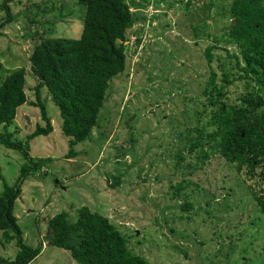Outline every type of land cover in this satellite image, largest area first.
<instances>
[{
	"label": "rangeland",
	"instance_id": "374dc122",
	"mask_svg": "<svg viewBox=\"0 0 264 264\" xmlns=\"http://www.w3.org/2000/svg\"><path fill=\"white\" fill-rule=\"evenodd\" d=\"M127 1L136 5L129 7L134 20L122 41L124 68L110 78L96 124L73 145L72 157L64 156L68 137L57 106L40 90L52 130L27 142L29 155L46 162L28 171L12 209L23 241L41 242L29 264H79L67 249L46 243L45 234L49 216L65 210L73 221L80 205L106 215L128 248L150 264H264V211L253 196L264 194V183L217 152L201 158L188 149L209 68L220 77L215 54L230 67L220 48L212 49L210 65L204 55L211 36H222L229 22L230 0ZM8 4L12 19L0 27V78L10 68L25 69L26 100L7 126L24 141L43 124L30 103L36 78L28 54L41 37L78 36L84 6L75 0ZM241 87L237 79L229 83V99ZM22 161L17 149L0 144V173L8 184ZM16 249L14 240L0 242L2 256L11 258Z\"/></svg>",
	"mask_w": 264,
	"mask_h": 264
},
{
	"label": "trees",
	"instance_id": "16d2710c",
	"mask_svg": "<svg viewBox=\"0 0 264 264\" xmlns=\"http://www.w3.org/2000/svg\"><path fill=\"white\" fill-rule=\"evenodd\" d=\"M8 1L0 3L5 14L0 27L12 19ZM75 1L84 6L78 36L41 37L28 54L29 68L36 78L30 103L38 108L43 124L36 123L24 141L14 137L7 126L16 107L26 100L25 69L23 66L10 68L0 78V144L17 149L23 157L12 184L0 173V242L14 240L17 246L11 258L0 255V264H29L41 249V242L31 246L23 241L12 211L23 178L30 169H39L46 162L44 157L29 155L27 142L52 130L45 103L40 98L41 88L46 89L57 106L60 130L68 137L64 156L72 157L73 145L86 138L96 124L110 78L124 68L122 41L134 20L129 7L136 3ZM227 14L229 22L223 27L222 36H211L204 55L210 65L212 49L220 48L230 67L220 54H215L220 77L211 66L197 101L196 135H192L188 149L194 147L201 158L208 152H217L238 170L256 172V180L264 183V0H230ZM220 40L233 43L235 48L218 44ZM234 79L241 81L242 87L229 99L227 85ZM253 196L264 211V194L259 192ZM46 225V243L67 249L79 264H150L144 256L128 248L125 235L106 215L86 205L77 207L73 221L68 220L65 210H60L47 218Z\"/></svg>",
	"mask_w": 264,
	"mask_h": 264
}]
</instances>
